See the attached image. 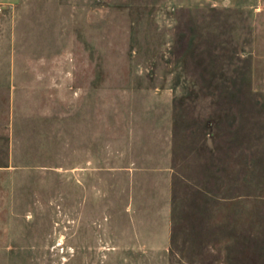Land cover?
<instances>
[{
  "label": "rangeland",
  "instance_id": "obj_1",
  "mask_svg": "<svg viewBox=\"0 0 264 264\" xmlns=\"http://www.w3.org/2000/svg\"><path fill=\"white\" fill-rule=\"evenodd\" d=\"M0 264H264V0H0Z\"/></svg>",
  "mask_w": 264,
  "mask_h": 264
}]
</instances>
